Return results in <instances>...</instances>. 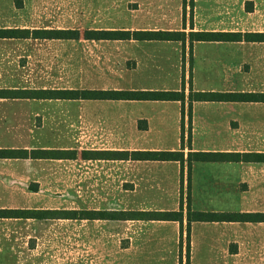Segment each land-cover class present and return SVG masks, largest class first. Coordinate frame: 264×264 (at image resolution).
<instances>
[{"label": "crops", "instance_id": "obj_1", "mask_svg": "<svg viewBox=\"0 0 264 264\" xmlns=\"http://www.w3.org/2000/svg\"><path fill=\"white\" fill-rule=\"evenodd\" d=\"M19 7L15 6V0H0V29H26L29 34L25 36H0V90L16 91L23 90L24 95L3 94L0 95V106L7 103L21 102L20 108L25 110L28 119L21 120V124L28 130V135H45L47 131L50 136L64 135L63 124V101L73 103L92 102L112 103L118 106V110L95 113L91 111H74L72 116L71 131L76 136L68 143L59 147L52 143H23L20 148H9L1 145L0 149H27L57 151L63 149L77 150V157L59 158L52 155L18 157H0V192L14 195L19 191L26 199L25 203L19 205H1L0 209H26L33 211L61 210L57 206L62 199V164L63 160L82 162L84 164L108 163L105 178L107 185L111 184L114 173L110 166H118L119 196L125 197L127 193L138 200L134 208L126 210H178L181 206V198L184 203L183 237L182 224L176 220H142V219H74L85 220L89 223L101 222H131L134 225V237L120 252L117 264H186L187 226H188V203L187 197L190 192L191 207L193 210L216 211V212H264L252 206L246 199L251 198L254 193L255 183L253 168L264 166V163L244 161H196L192 164L190 190H188V170L185 169L182 185V164L173 160H127V159H86L82 158L84 150H178L181 146H149L144 140L153 133H162L176 118L178 129L182 131V108L183 103L178 100H114V99H63L56 97V92L63 89H103V90H181L183 88L184 65L190 71V46L186 43L184 63V45L181 41L168 40H91L84 37L86 29H152V30H181L191 29V15L184 22L183 8H177L178 16H172L173 9H149L147 7L138 10L137 15L141 18L135 24L119 27H86L82 32L79 28L63 27L61 16L56 14L52 6L46 7L41 14L35 13L29 17L21 15L24 3L39 2L38 0H17ZM151 0H145L149 2ZM170 3L182 0H169ZM263 0H194L193 26L196 30L226 31V32H264L261 29H240L234 25L243 23L254 24L255 7ZM174 5V4H173ZM224 9L221 10L220 8ZM245 12V17H240L238 8ZM251 8V9H249ZM18 11V12H17ZM35 11V10H34ZM54 12V14H52ZM16 13L18 16L16 17ZM175 21V22H173ZM175 23L176 25H172ZM60 29H79V39H63L56 36H48L43 31H56ZM38 32V34H35ZM85 39L90 42H119L129 46L124 49L119 62V73L126 69L136 70L140 66L142 53H155L165 46L173 45L180 53L178 65L183 71L182 88L179 84L173 88L163 85L162 87H149L130 80L127 85L117 82L108 86H89L66 88L62 85L61 70L64 65V40L79 41ZM158 42V43H157ZM151 45L150 47L144 46ZM201 50L203 62L209 65V78L216 79L217 71L222 70L223 78L220 85L201 86L197 83L196 64L198 52ZM110 55L111 53H107ZM76 55L78 53L76 52ZM106 55V53H103ZM193 90L207 92H245L264 93V80L255 78L260 70L264 71V41H196L193 46ZM114 59H109V61ZM89 63L90 59H82ZM131 61V62H130ZM107 64L108 62L105 61ZM130 62V63H129ZM181 62V63H180ZM131 64V66H127ZM187 67V71H188ZM246 70L248 78L246 81L243 70ZM189 77L185 71L186 114L184 130L193 135L192 147L194 150L225 151V152H264V112L257 111L258 105L263 106L264 101H194L192 104L191 123L189 120ZM167 84V83H163ZM42 91L54 92L52 95H40ZM52 94V93H51ZM142 103L175 104L177 107L174 114H170L167 108L153 112L141 109ZM87 107V105H86ZM200 107V108H199ZM199 108V110H198ZM15 110H17L14 107ZM29 113V115H28ZM6 112H0V121L8 119ZM28 120V121H27ZM172 120V121H171ZM89 127L102 130L111 139L112 145L104 148L84 147L78 130ZM197 133L206 135H217V144L214 147L197 148L194 145V136ZM74 134V133H73ZM258 136H261L258 138ZM186 147V155L189 152ZM21 163L19 165L15 164ZM128 163H132L134 169L130 170L132 175L128 176ZM130 165V164H129ZM197 165L200 166L199 175L195 176ZM86 173L89 174L88 171ZM88 178L89 176H85ZM83 180L76 176V190L79 194L81 187L78 183ZM129 183V184H128ZM166 184L162 189L167 192V199L171 203L166 206L147 207L143 198H156L155 196H141L145 191L154 190L157 185ZM182 185V186H181ZM111 192V191H110ZM182 193L184 196L181 197ZM219 198L224 201L238 200L239 209L230 208H196L197 199ZM53 203V204H52ZM178 207H170L172 204ZM187 205V209L185 206ZM210 206H213L212 204ZM90 209V208H84ZM73 209V210H84ZM95 210H125V209H95ZM63 218L46 217H0V246L8 247L16 255L14 260L5 264H64L61 252L57 255L50 252V256L43 254L41 248L46 241L41 239L40 232L48 225L47 221L62 220ZM23 244L26 248H22ZM13 237V238H12ZM181 238L183 239V250L181 251ZM190 264H264V221H193L190 229ZM52 247V243L49 242ZM134 247V258L127 259L128 247ZM24 249V250H23ZM25 251V252H24ZM49 253V252H48ZM124 253V255H122ZM72 262V261H71ZM73 262L74 264H80ZM71 263V264H73ZM106 264V263H102ZM108 264H111L108 263Z\"/></svg>", "mask_w": 264, "mask_h": 264}, {"label": "rangeland", "instance_id": "obj_2", "mask_svg": "<svg viewBox=\"0 0 264 264\" xmlns=\"http://www.w3.org/2000/svg\"><path fill=\"white\" fill-rule=\"evenodd\" d=\"M23 1V0H22ZM26 1V0H25ZM23 1V3L25 2ZM39 2L32 3L25 2L21 15L29 17L35 13L41 14V12L50 5L54 11V5H56V14L61 16L63 27L79 28L82 32L86 27H119L128 24H135L137 19L141 17L137 15L138 10L142 7L160 10L173 9L172 16H178L181 12L178 6H182L184 22L191 15V0H182L180 2H172L169 0H151L148 3L145 0H38ZM15 6L19 7L18 1L15 0ZM255 7L254 24L247 23L244 19L243 23L234 25L240 29H261L264 30V0L259 2ZM138 9V10H137ZM221 10L224 8L221 7ZM35 10V11H34ZM18 12V11H17ZM240 17H245V12L238 8ZM54 14V12H52ZM18 16V13L15 15ZM175 22V21H173ZM176 25L175 23L172 24ZM158 43V42H157ZM150 47L151 45H146ZM124 49L129 50V46L121 44L119 42H90L85 39L79 41L64 40L63 52H64V65L61 70V80L63 87H83V86H108L121 82L123 85L130 83V80L139 84H144L149 87H162L167 85L171 88L179 84L182 88L183 71L178 65V59L180 53L173 48V45H166L165 48L157 50L155 53L145 52L140 56V66L136 70L126 69L122 73H119L120 64L119 59ZM76 52L78 55H76ZM106 53V55H103ZM107 53H111L108 55ZM201 50L198 52L197 64H196V76L197 83L201 86H210L211 84L219 86L220 81L223 78L222 70L217 71L218 76L216 79L209 78V65L203 62V55ZM114 59V62L109 59ZM184 58V63L188 61ZM82 59H90L89 63L82 61ZM107 61L108 64L105 62ZM131 62V61H130ZM129 62V63H130ZM181 63V62H180ZM131 66V64H127ZM189 66V62H188ZM184 65L186 74L189 76V67ZM188 67V71H187ZM244 80L248 78L246 70H243ZM255 78L264 80V71H259L255 74ZM167 83V84H163ZM21 102L7 103L0 106V112H6L8 119L4 122L0 121V144L7 145L9 148H20L23 143H52L56 146H60L63 143L71 145L69 140L76 136L75 131H71V124L74 122L72 116L74 111H91L100 113L103 110L111 111L118 110V106L112 103L92 102L84 104V102L73 103L71 101H63V124L64 135L55 137L50 136L47 131L45 135H38V131L34 135H28V130L21 124V120L28 119L25 110L27 108H20L25 105ZM162 104L154 103H142L141 109L146 112H153L167 108L168 112L174 114L177 107L175 104H168L167 107H160ZM14 107L17 109L15 110ZM200 108V107H199ZM198 108V110H199ZM257 111L264 112V105H258L255 108ZM29 115V113H28ZM28 121V120H27ZM172 121V120H171ZM174 124H170L168 129L164 132H153L149 134L144 140L149 146H181L182 145V131L178 129L176 118L173 119ZM185 142L187 144L186 133ZM74 133V134H73ZM78 136L84 144H80L84 147L90 148H104L112 145L111 139H108V135L104 134L102 130H96L89 127L78 130ZM261 136H258V138ZM193 139V135H192ZM264 137H262V140ZM69 141V142H68ZM217 135H204L197 133L194 136V145L197 148L214 147L217 144ZM19 165L21 163L15 162ZM130 164V165H129ZM200 166L197 165L195 170V176L199 175ZM108 163H94L84 164L82 162L63 160L61 172H62V199L61 203H57V206L63 209H130L137 205L136 199H134L129 193L127 196H119V183H118V166H110V169L114 173V177L111 179V184L107 185L108 178H105V171L108 169ZM134 167L132 163H128V176L132 175L130 170L133 171ZM253 178L255 183L254 193L251 198L246 199L253 207L258 209H264V166H256L253 169ZM86 171L89 172L86 173ZM79 175V179L82 176L83 180L78 183L81 187V192L77 194L75 190L76 176ZM89 176L86 178L85 176ZM129 184V183H128ZM166 184L162 186L159 184L154 190H149L141 193V196H155L156 198H143V204L147 207L166 206L171 203V199H167V192L162 187H166ZM111 191V192H110ZM14 196L6 192H0V206L1 205H19L25 203L26 199L19 193L14 191ZM184 196L182 193L181 197ZM219 198L210 199H197L196 208L200 207L206 209L212 208H230L239 209L238 200L228 199L226 201ZM53 204V203H52ZM213 206H210V205ZM170 207H178L177 204H172ZM187 209V205L185 206ZM154 209V208H152ZM180 209V208H179ZM48 225L44 231L40 232V237L43 242L46 241L41 250L43 254L50 256V252L54 254V250L57 251V255L61 252L63 263L71 264L79 261L80 264H102L110 263L117 264L120 252H124L125 245L131 242V238L134 237V225L131 222H98L89 223L85 220L74 219H62L47 221ZM23 236V235H22ZM132 236V237H131ZM131 237V238H130ZM13 238V237H12ZM26 238L23 236L22 248H26L23 244V240ZM187 239V238H186ZM188 241V239H187ZM49 242L52 243V247L49 246ZM126 253L127 259L134 258V247L129 246ZM24 250V249H23ZM25 252V251H24ZM49 252V253H48ZM124 255V253L122 254ZM186 258H187V246H186ZM16 255L13 254L10 248L0 246V264L10 263L14 260ZM72 261V262H71ZM74 264V263H73Z\"/></svg>", "mask_w": 264, "mask_h": 264}, {"label": "trees", "instance_id": "obj_3", "mask_svg": "<svg viewBox=\"0 0 264 264\" xmlns=\"http://www.w3.org/2000/svg\"><path fill=\"white\" fill-rule=\"evenodd\" d=\"M191 30H152V29H86L84 37L91 40H172L181 41L185 47L187 41L190 46V77L189 85V120L191 123L192 104L194 101H264V93H245V92H207L193 90V46L196 41H264V32H226V31H210V30H196L193 26V7L194 0H191ZM251 9V8H249ZM48 36L61 37L63 39H79L81 31L79 29H60L56 31H43ZM29 34L26 29H0V36H25ZM35 34H38L36 32ZM183 88L181 90H103V89H63L56 92V97L63 99H124V100H178L183 103L182 113V147L178 150H84L82 158L86 159H127V160H173L180 161L182 164V185L184 180L185 169L188 170V190H190L191 170L192 164L196 161H244V162H258L264 163V152H225V151H206L194 150L192 147L191 124L190 131L187 135V144L184 143L186 139L184 123L186 108L185 102L186 81L185 70ZM52 93V94H51ZM9 94L21 97L24 95L23 90L4 91L0 90V95ZM52 95L54 92L42 91L40 95ZM190 150L186 155L185 149ZM77 150L63 149L57 151L47 150H32L27 149H0V157H18L25 158L28 156L47 155L59 158H73L77 157ZM181 185V186H182ZM184 199L181 198V206L178 210H45L33 211L26 209H0V217H46V218H65V219H160V220H176L182 224L183 237V220H184ZM188 203V226H187V259L186 264H190V229L193 221H264V212H216V211H202L193 210L191 207L190 192L187 197ZM183 239L181 238V251L183 250Z\"/></svg>", "mask_w": 264, "mask_h": 264}]
</instances>
